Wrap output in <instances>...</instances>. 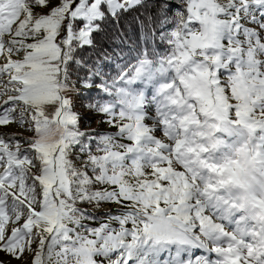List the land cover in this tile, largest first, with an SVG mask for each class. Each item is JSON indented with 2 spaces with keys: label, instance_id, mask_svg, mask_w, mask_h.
<instances>
[{
  "label": "snow or ice",
  "instance_id": "obj_1",
  "mask_svg": "<svg viewBox=\"0 0 264 264\" xmlns=\"http://www.w3.org/2000/svg\"><path fill=\"white\" fill-rule=\"evenodd\" d=\"M142 3L0 0V127L28 133L0 132V253L21 264H264V228L237 240L239 224L228 226L223 186L239 162L216 155L220 134L264 152V0H182L161 21L173 25L167 50L144 49L115 77L101 53L79 82L101 80L104 96L86 107L116 132L84 131L72 66L88 67L79 51ZM138 81L153 84L151 98ZM109 204L116 213L96 215Z\"/></svg>",
  "mask_w": 264,
  "mask_h": 264
},
{
  "label": "trees",
  "instance_id": "obj_2",
  "mask_svg": "<svg viewBox=\"0 0 264 264\" xmlns=\"http://www.w3.org/2000/svg\"><path fill=\"white\" fill-rule=\"evenodd\" d=\"M166 3V9L161 5ZM182 0H143L142 5L121 15L119 23L109 19L104 25L103 31L95 33L96 48H85L79 51L78 56L82 57L88 67H81L76 64L72 66L71 80L75 87L72 90V107L73 101L78 104L77 112H84L85 115L105 119L102 115L90 111L86 105L92 100H99L104 96L101 87V80L97 79L89 87H83L79 82L88 74V68L92 66L101 53L107 52L111 55L110 61H103L101 64L102 71L106 78L115 77L119 72L118 65L126 62H135V57L144 49L151 51L155 49L158 53H164L167 50L166 43L160 38L162 33L172 29L171 23L161 26V21L171 19L177 11H182ZM111 81L109 80V83ZM134 88V86L132 85ZM79 126L87 132L98 134H111L113 132L98 131L96 129H86L88 121L85 117L79 116ZM83 125V127H82ZM113 205H104L96 212L97 216L104 217V209H112ZM116 213V212H115ZM91 226H99L93 223ZM118 227V225H113Z\"/></svg>",
  "mask_w": 264,
  "mask_h": 264
},
{
  "label": "clouds",
  "instance_id": "obj_3",
  "mask_svg": "<svg viewBox=\"0 0 264 264\" xmlns=\"http://www.w3.org/2000/svg\"><path fill=\"white\" fill-rule=\"evenodd\" d=\"M255 152L251 141L241 140L226 155L227 160L239 162L232 166L231 181L223 186L224 191L231 193L235 204L232 211L239 221V231L233 234L237 240L244 238L253 227L264 228V152L259 156H255ZM236 228L234 225L233 229ZM256 248V255L264 252V233L257 237ZM252 264H256L255 260Z\"/></svg>",
  "mask_w": 264,
  "mask_h": 264
},
{
  "label": "rangeland",
  "instance_id": "obj_4",
  "mask_svg": "<svg viewBox=\"0 0 264 264\" xmlns=\"http://www.w3.org/2000/svg\"><path fill=\"white\" fill-rule=\"evenodd\" d=\"M134 89L137 91L143 92L146 96L151 98V96L154 94V87L153 84L148 83L147 81H138L135 84H133ZM69 97L72 96V90L68 93ZM71 99V98H70ZM73 110L79 115L83 116L87 119L88 121V126L86 127L85 130L87 129H96L98 131H108V132H116V129L114 127H111L107 123H104L100 118H95L91 117L90 115H85L84 112L79 113L76 110V107H78V104L73 101ZM150 122V121H149ZM83 127V125H82ZM0 132H4L7 134H21V135H28V133L24 132L22 128L17 127L16 125H11L8 127H0ZM221 138L225 141V147L221 148L220 152H218L217 159H221L222 157L228 155L230 153V150L236 146L238 143H240V139L235 136H227L224 134H220ZM107 210V209H105ZM239 224L238 219L234 216L233 217V222L230 223L228 226L229 228L233 229L234 225ZM204 254L201 250H196L195 255H201ZM0 260H3L5 264H21V261H17L14 259H11L8 255L4 253H0ZM30 260V258H29ZM23 264H29V261H24Z\"/></svg>",
  "mask_w": 264,
  "mask_h": 264
},
{
  "label": "water",
  "instance_id": "obj_5",
  "mask_svg": "<svg viewBox=\"0 0 264 264\" xmlns=\"http://www.w3.org/2000/svg\"><path fill=\"white\" fill-rule=\"evenodd\" d=\"M115 210H117V209L116 208L112 209V211H115Z\"/></svg>",
  "mask_w": 264,
  "mask_h": 264
}]
</instances>
